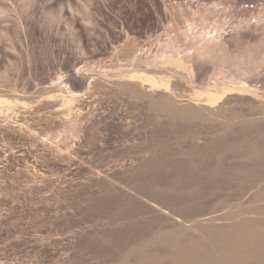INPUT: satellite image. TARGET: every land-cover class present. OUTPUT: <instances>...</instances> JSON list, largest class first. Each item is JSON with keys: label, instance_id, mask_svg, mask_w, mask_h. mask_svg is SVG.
<instances>
[{"label": "rangeland", "instance_id": "374dc122", "mask_svg": "<svg viewBox=\"0 0 264 264\" xmlns=\"http://www.w3.org/2000/svg\"><path fill=\"white\" fill-rule=\"evenodd\" d=\"M219 24L225 57L259 48L234 73L264 92V0H0V96L17 102L0 114V264H264V96L207 120L186 85L171 107L117 79L171 53L225 81L226 58L189 49L191 27Z\"/></svg>", "mask_w": 264, "mask_h": 264}, {"label": "bare ground", "instance_id": "6f19581e", "mask_svg": "<svg viewBox=\"0 0 264 264\" xmlns=\"http://www.w3.org/2000/svg\"><path fill=\"white\" fill-rule=\"evenodd\" d=\"M256 23L258 24L257 26H259V23L261 24L259 20H257ZM220 24L217 26H213L212 29L210 28V31H206V28H208L207 23V26L204 25L205 29L200 28L198 30L195 27H191L193 28V30L196 29L195 33L193 32V34L194 39H196L195 41L197 42L194 43V47L192 45V47L189 49L197 53L198 56L200 55L202 57H206L205 59H209L212 62H214L215 59H217L218 57H220V59L222 58V60H225L226 58L225 61L219 64L220 66L218 65V67H215V70L220 71L221 74H224L223 79H225V81H222V79H220V81L222 82H219V80L216 81L215 79H211L208 82L202 81L200 83L198 81L200 79H197V69L193 64H191L189 60H187L186 57H177L171 53H163L160 57L158 56L159 58L156 62L160 66L157 68H153L152 70L143 72L139 70L122 69L121 72L118 74L117 78L119 83H124L122 87L127 88L132 92L141 93V91H144L148 95H151L153 99L165 101V103H167V105L171 107H173V102H175V91L178 89L179 86L186 85L190 88L191 91L190 95L187 96L189 97V99L187 100L188 104L186 105V107L193 116L198 118H206L207 120L213 119L212 117L215 116V114H213V110L229 102V97L231 98L233 97V95L234 97H248L252 100H259L261 97L264 96V92L261 90V88L251 85L245 79L243 80L238 78L236 73H234L237 67L239 68V66H242V68H248V66L252 64L251 62L253 57H255L253 56V54L255 52L256 47H247V49L238 52L236 55L232 54L233 56L227 55V57H225V51L228 48H225L226 43L228 44V41L226 39H230L231 36L228 33L227 36H224L226 30H224L222 26L223 23L222 25ZM254 27H256V25H254ZM261 28H263V26ZM225 69H228L227 71H229V74L227 76L225 75L227 72L224 71ZM239 70L241 69H238V71ZM154 73L156 75H154ZM75 75L76 74L74 73L72 77ZM92 82L93 80L90 83L86 81H81L80 86L84 90H88L92 87ZM197 82H199L200 84ZM64 88L66 94H63L60 99L58 98L59 101L62 103V106H64L67 110H72L74 108L76 109V99L83 95V93L71 90L66 83L64 84ZM14 103L15 102L12 103L8 99L0 96V114L2 113V111H9L11 109H14V107L17 106V102L15 104ZM262 106L263 107L260 114L264 115V103ZM78 110L80 111L81 109L78 108ZM26 129L30 133L32 132L31 127L26 126Z\"/></svg>", "mask_w": 264, "mask_h": 264}]
</instances>
